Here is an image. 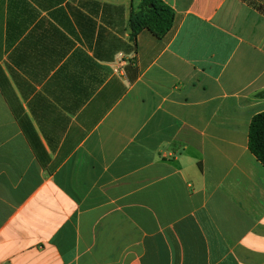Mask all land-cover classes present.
<instances>
[{
  "label": "crops",
  "instance_id": "crops-1",
  "mask_svg": "<svg viewBox=\"0 0 264 264\" xmlns=\"http://www.w3.org/2000/svg\"><path fill=\"white\" fill-rule=\"evenodd\" d=\"M0 0V264H264V0Z\"/></svg>",
  "mask_w": 264,
  "mask_h": 264
},
{
  "label": "trees",
  "instance_id": "trees-1",
  "mask_svg": "<svg viewBox=\"0 0 264 264\" xmlns=\"http://www.w3.org/2000/svg\"><path fill=\"white\" fill-rule=\"evenodd\" d=\"M174 11L162 0H143L129 19L131 39L136 40L143 30H149L155 37L163 38L173 27ZM259 96H264V92ZM249 149L264 166V112L255 115L249 129Z\"/></svg>",
  "mask_w": 264,
  "mask_h": 264
}]
</instances>
